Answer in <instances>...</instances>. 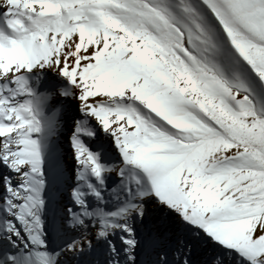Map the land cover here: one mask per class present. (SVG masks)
I'll return each mask as SVG.
<instances>
[{
  "label": "snow or ice",
  "instance_id": "1",
  "mask_svg": "<svg viewBox=\"0 0 264 264\" xmlns=\"http://www.w3.org/2000/svg\"><path fill=\"white\" fill-rule=\"evenodd\" d=\"M0 264H264V0H0Z\"/></svg>",
  "mask_w": 264,
  "mask_h": 264
},
{
  "label": "bare ground",
  "instance_id": "2",
  "mask_svg": "<svg viewBox=\"0 0 264 264\" xmlns=\"http://www.w3.org/2000/svg\"><path fill=\"white\" fill-rule=\"evenodd\" d=\"M67 108H68V115L65 118V128H64V131H63V134L62 135H64L66 131H69L70 134H71L73 118L79 117L78 104H77V102H75V101H69L68 104H67ZM93 124L97 128V130L100 132V135H103L102 130L99 129V125H96L95 124V121H93ZM70 134H69V136H70ZM64 155H66V157H65L66 159H64L65 165L67 166L70 163V166L73 167V163L74 162H73V159H72V156H71V152H70V147L69 146L65 150H63V156ZM65 202H66V198L63 199V201L61 202V205L63 203H65ZM149 213L150 214H154V209H153V207H152L151 204L149 205Z\"/></svg>",
  "mask_w": 264,
  "mask_h": 264
},
{
  "label": "rangeland",
  "instance_id": "3",
  "mask_svg": "<svg viewBox=\"0 0 264 264\" xmlns=\"http://www.w3.org/2000/svg\"><path fill=\"white\" fill-rule=\"evenodd\" d=\"M67 134H68V135H67ZM69 134H70V132H69V131H66L65 134L61 136V140H60V142H61V146H62V149H63V150H65V149L69 146V143H68ZM66 135H67V136H66ZM63 157H64V159H66V158H65L66 155H64ZM67 164H68V163H67ZM67 167H68L69 169L72 168V167L70 166V163L67 165ZM61 196H62V197H61ZM65 196H66V193H61L60 196H59V198L55 200L54 203H55V206H56V207L61 206V202L63 201V199L66 198ZM52 219H53V217L50 215V216H49V220H50V222L52 221Z\"/></svg>",
  "mask_w": 264,
  "mask_h": 264
}]
</instances>
